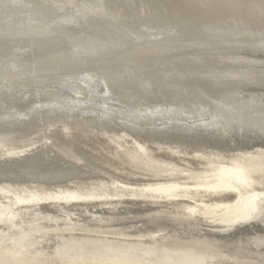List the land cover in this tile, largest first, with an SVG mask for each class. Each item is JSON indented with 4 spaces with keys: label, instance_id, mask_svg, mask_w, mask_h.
I'll list each match as a JSON object with an SVG mask.
<instances>
[{
    "label": "bare ground",
    "instance_id": "1",
    "mask_svg": "<svg viewBox=\"0 0 264 264\" xmlns=\"http://www.w3.org/2000/svg\"><path fill=\"white\" fill-rule=\"evenodd\" d=\"M78 91L89 92L91 100L75 101L72 93ZM104 100L109 103L102 107L100 103ZM82 115L87 117L84 119ZM99 134L114 140L103 138L106 143H101ZM7 137L28 146L40 142L48 145L51 141L71 160L103 176L115 174L142 184L164 175V166L179 151L187 155L181 159L187 168L193 166L191 169H202L206 174L217 171L216 181L194 186V190L209 193L213 201L233 203L224 206L228 222L234 226L223 233L205 227L207 223H197L198 206L177 202L174 208L172 201L181 194V188L190 189L189 182L185 185L179 180L180 184L147 183L141 190L140 184H134V188L138 185L141 191L138 194L136 189V198L141 195L146 199L151 195L160 201L163 199L162 204L127 200L120 208L113 209L107 208L109 203L101 200L105 208L80 214L92 226L116 224L131 233L157 228L168 231L167 238L161 239L159 235L160 239L144 242L140 238V241H127L123 235L102 239L98 235L93 237L96 233L93 236L59 233L58 229L65 227L63 221L69 217L62 218L63 213L57 208L91 203L94 195L66 190L64 192L68 193L54 195L49 203L43 204L38 201H43L44 196L34 193L26 199H16L15 204L27 210L20 218L23 223L41 222L37 224L39 227L26 224L31 227L25 228L22 223L20 226L14 207L1 212L0 223L16 221L15 225L22 228L19 234L33 236L32 239L42 234L41 245L34 248L37 253H45L44 256L50 255L53 259L121 260L100 264H126L124 261L130 260L196 264L190 256L192 250L198 249L202 251L199 255L203 260L199 261L201 256L196 258L197 264H264V208L260 213H252L258 204L264 205L260 197L264 194L248 191L252 193L248 198L237 196L241 189L248 190L264 182V174L260 175L255 168L249 169L248 164L264 157V0H0V141ZM48 137L51 140L46 142ZM128 138L144 157L138 161L132 159L135 163L132 168L129 166L130 172L114 159L117 153H114L113 143L116 140L125 143ZM36 149L25 148L23 155L20 156V152L12 159L15 162L29 160L39 152ZM207 156L227 158L231 165L224 163L214 169V161ZM237 162L240 164L232 165ZM54 170L53 176L60 178L63 173ZM188 176L186 178L191 175ZM253 178H256L255 184L250 182ZM206 187L208 189L199 190ZM3 191L4 187L0 188V193Z\"/></svg>",
    "mask_w": 264,
    "mask_h": 264
},
{
    "label": "rangeland",
    "instance_id": "2",
    "mask_svg": "<svg viewBox=\"0 0 264 264\" xmlns=\"http://www.w3.org/2000/svg\"><path fill=\"white\" fill-rule=\"evenodd\" d=\"M85 93H87L86 95L87 96H84V94ZM72 95L75 97V98H73V96H72V98L73 99H75V101L76 100H83L84 102H89L90 100H91V97H90V94H89V92H86V91H78V92H74V93H72ZM85 99V100H84ZM109 102L107 101V100H104L103 102H101L100 104H101V106L102 107H104V106H107V104H108ZM103 104V105H102ZM84 117V119H85V117H87V116H85V115H82V118ZM101 129V128H100ZM101 130H104V129H101ZM98 137H99V140H100V142L101 143H106V141H107V139H109L110 137H108V136H104V135H98ZM97 137V138H98ZM106 140V141H104V139ZM110 139H112V138H110ZM51 139L48 137V139L46 138L45 139V141L46 142H49ZM102 140H103V142H102ZM114 140V138L112 139V141ZM120 140V139H119ZM11 142H12V144H11ZM122 142V143H121ZM127 142V143H126ZM22 143H25V142H22ZM22 143H20V141H18V140H14V139H12L11 137H7V138H3V140H1L0 141V188H3L4 187V193L2 194V192L0 193L1 195V197H0V214H1V212H3V211H6L7 210V208H13L14 207V211H15V213H16V218H17V220H19L20 218H23V214H24V212H26L27 210L26 209H24V208H22V207H20V206H18L17 204H15L17 201H18V198H24V199H26L27 197H30L31 195H33L34 193H37V194H39L40 195V197H42L43 198V196H44V198H43V201H38V202H40V203H43V204H45V203H49V201H51V199H49V198H51V197H53L54 195H58V194H64V193H68V191L69 192H73V191H80V193H81V195H84V196H87V195H94V200L93 199H91L92 200V204L91 203H88V204H84V205H80V206H78V207H76V208H68V207H64V206H61V207H58L57 209H58V212L61 214V213H63V214H61L62 215V218H68L67 219V221H66V219L63 221L64 223H65V227L61 230V229H58L60 232L59 233H73L74 232V234H78V235H85V236H93L95 233V235L93 236V237H97V235L101 238L102 237V239H109V237L108 236H110V239H112V237H113V239H116V238H114V237H116V236H120V235H123V238H125L124 240H127V241H130V240H137L138 238H140V240L141 241H148V240H157V239H160V237H161V239H164V238H167L168 237V231L167 230H165V229H163V228H157V229H152V231H151V229L150 230H147V231H145V229H139L137 232H126V231H124L125 230V228H123V226H121V225H118L117 227H116V224H112V226L110 225V224H100V226L99 225H93L94 227H97V228H94L93 226H92V224H90V222H88L85 218H84V216H82V215H80V214H83V215H85L86 214V212H88V210H89V212L88 213H90V212H94L95 210L97 211V210H99V209H102V207L103 208H105V205L103 206V204H101V202L102 203H109V206L107 207V208H113V209H115V208H120L122 205H123V203H125L127 200V202H132V201H134V200H136V202H141V203H161L162 204V201L164 202V200L162 199V201H160L161 199L160 198H158V197H156L158 200L156 201V198H155V196H152L151 197V195L150 196H147L146 197V199L144 198H142V196L141 195H138V197L136 198V196H137V194H136V192L139 194L141 191V188L144 186H146V184L147 185H149V183H150V185H151V183H152V185L153 184H155V183H161V184H164V183H176V184H187L188 182V184H187V186L190 188V189H186V188H181V190H182V192H181V194H179L172 202L175 204L174 205V208H176L175 206L177 205L176 203L177 202H179L178 204L180 205V204H185V205H193V206H198L197 207V214L195 213V215L197 216V218H195L196 220H199L197 223L199 224V223H207V225H205V224H203V225H205V227L207 226V228H211L212 230H214V231H217L218 233L220 232V233H223V232H225L226 230H229L230 229V227L232 228V226H234V225H232L231 223H229L228 222V220H229V216L226 214V212H227V209H226V206H224V205H233V203H228V204H226V203H219L220 201H213L214 199H212L210 196H209V193H206L205 191H196V190H194V188H192V187H194V186H201V185H204V184H210V183H213L214 181H216L217 180V176H216V174H217V171H212V172H210V173H208V174H206L205 172V170H202V169H196V168H194V169H191V168H187V166H185V165H183L182 163H181V159H183V156L184 157H186L187 155L186 154H184V153H182V152H177V153H174V160L172 159V161H170V163L169 164H166L165 166H164V172H166V173H164V175L167 177H164V175H162L164 178H162V176H159L160 178V180L159 179H155V180H151V181H149V182H147V183H145V184H142V183H137L136 181H135V179L133 180V177L131 178L133 181H126V180H124V179H122L121 177H119L118 175V177L115 175V174H113V175H101L99 172H97V171H95L94 169L92 170V168H89V167H86V166H83V165H81V164H79V163H77V162H75V161H73V160H71L70 159V157L68 156V155H66V154H64V153H62V152H60V150H59V148L57 147V146H54L52 143H51V141L49 142L50 144H45V142H43L44 143V145H43V143H35V144H32V145H26V144H24V145H21ZM114 143V148H115V150H114V153L116 154L117 153V155H119V156H117V155H115L114 156V159L115 160H117L118 162L117 163H119L120 164V166H122V168H124V170H126V168H128L127 170H129V171H127L126 170V172H130L131 171V169H129V166H130V168H132L133 167V165H134V163H135V161H132V159L134 160H136L137 159V161H138V159H141V157L142 158H144L143 157V155H139L138 154V152H137V145H135L133 142H132V140L130 139V138H128V139H126V141H125V143L123 142V141H115V142H113ZM119 143V144H118ZM134 145H133V144ZM118 144V145H117ZM36 145H38L37 147H36ZM52 145V146H51ZM128 145V146H127ZM132 147H131V146ZM11 146V147H10ZM46 146V147H45ZM116 146V147H115ZM122 146V147H121ZM126 146H127V148H126ZM48 147V148H47ZM53 147V148H52ZM126 148V149H124L123 150V148ZM25 148H27L28 149V151H30V150H35L36 148H38V149H36L37 151H39L37 154H35L33 157H31L29 160H21V161H19L18 162V160L15 162V159H12V158H14L16 155L15 154H19L20 152V156L21 155H23L24 154V151L26 152L27 150H25ZM41 148V149H40ZM43 148V149H42ZM134 148V149H133ZM139 148V147H138ZM16 149H18V150H16ZM24 149V150H23ZM47 149H48V152H47ZM50 149V150H49ZM119 149V150H118ZM128 149V150H127ZM136 149V150H135ZM19 150H23V151H19ZM123 150V151H122ZM133 150H134V152H133ZM18 151V152H17ZM36 151V152H37ZM57 151V152H56ZM111 151V150H110ZM119 151H120V153H119ZM121 151H122V153L123 154H121ZM126 152V153H125ZM128 152V153H127ZM12 153V154H11ZM14 153V154H13ZM52 153V154H51ZM60 153V154H59ZM119 153V154H118ZM147 153H150V152H147ZM146 153V154H147ZM128 156H127V155ZM5 155H8V156H5ZM19 155H17V156H19ZM38 155V156H37ZM129 155H132V157L131 156H129ZM149 155V154H148ZM179 155H180V157H179ZM186 155V156H185ZM120 156H122V158H120ZM134 156V157H133ZM136 156V157H135ZM145 156V155H144ZM147 156V155H146ZM179 158H178V157ZM57 157V158H56ZM123 157H124V160H122L123 159ZM125 157L128 159V161H127V159H125ZM128 157H130V159L128 158ZM140 157V158H139ZM35 158H37L36 160H35ZM66 158V159H65ZM149 158V157H148ZM207 158L208 159H211L212 161H214V164H212V166L214 167V169L215 168H219V167H221L222 165H225V164H228V165H231L230 163H228L227 161H228V159L227 158H224V157H220V156H210V158L207 156ZM213 158V159H212ZM1 159H3V160H1ZM45 159H47V160H45ZM54 159H55V161H54ZM56 159H57V161H56ZM121 159V160H120ZM150 159V161H152V162H155L152 158H149ZM176 159V160H175ZM260 159V160H259ZM7 160H9V161H7ZM39 160V161H38ZM53 160V161H52ZM71 160V161H70ZM120 160V161H119ZM126 160V161H125ZM178 160V161H177ZM179 160H180V162H179ZM219 160V161H218ZM226 160V161H225ZM255 160V161H254ZM253 161H251V162H249L248 164H249V169H253L254 170V168L255 169H257V171L259 172V174L260 175H262V174H264V173H261V172H264V157H263V155L262 156H260V157H258L257 158V160H259V161H256V159H254ZM43 161V162H42ZM125 161V162H124ZM261 161V163H259ZM10 162V163H9ZM26 162V163H25ZM31 162H33V163H31ZM62 162H64V163H62ZM72 162V163H71ZM127 162V163H126ZM129 162H130V165H129ZM133 162V163H132ZM216 162V163H215ZM9 163V164H8ZM28 163V164H27ZM50 163H52V164H50ZM74 163V164H73ZM76 163V164H75ZM225 163V164H224ZM17 164H19V165H17ZM45 164H47V165H45ZM53 164L54 165H56V166H53ZM60 164V165H59ZM79 164V165H78ZM122 164V165H121ZM220 164V165H219ZM240 163L239 162H237V163H234V164H232V165H239ZM11 165H12V167H11ZM16 165H17V167H16ZM46 167H45V166ZM52 165V166H51ZM64 165V166H63ZM69 165H70V168H69ZM123 165H125V167H123ZM256 165V166H255ZM2 166V167H1ZM6 166H8V168L6 167ZM9 166H10V169H9ZM14 166L16 167V168H14ZM25 166V167H24ZM31 166V167H30ZM62 166V167H61ZM76 166V167H75ZM19 167H21V168H19ZM40 167H42V168H40ZM51 167V168H50ZM169 167V169H167ZM180 167V168H179ZM184 167V168H183ZM23 168H25V169H27V170H25V172L23 171L24 169ZM41 169V171H39L40 169ZM49 168V169H48ZM56 168V170H54ZM62 168V169H61ZM69 168V169H68ZM75 168H76V171H75ZM81 168L83 169V170H81ZM84 168H86V169H84ZM87 168H89V169H87ZM170 168H172L171 170H170ZM184 170H183V169ZM8 173H6L4 170ZM13 169V170H12ZM18 169V170H17ZM31 169H32V171H31ZM45 169H47V170H45ZM60 169V170H59ZM78 169V170H77ZM90 169H91V171H90ZM166 169H167V171H166ZM174 169H175V171H174ZM182 169V170H181ZM189 169V170H188ZM260 169V170H259ZM8 170V171H7ZM28 170H30L29 172H30V174L27 172ZM38 170V171H37ZM43 170V171H42ZM52 170H54L55 172L57 171H59L58 172V174H61V173H63L61 176H60V178H57V177H54L53 176V171ZM71 171V173H70V171ZM80 170V171H79ZM197 170V171H196ZM217 170V169H216ZM33 171H34V173H33ZM35 171H37V172H35ZM45 171H47L48 173H49V175H48V173L47 172H45ZM52 172V173H50V172ZM61 171H63V172H61ZM76 173H75V172ZM77 171H78V173H77ZM172 171V172H171ZM191 171V172H190ZM198 171H200V172H198ZM17 172V173H16ZM21 172V173H20ZM32 172V173H31ZM66 172V173H65ZM84 172H86V174L84 173ZM89 172V173H88ZM27 173V174H26ZM42 173V174H41ZM45 175H44V174ZM88 173V174H87ZM92 173H94L93 175H92ZM99 173V174H98ZM3 174V175H2ZM9 174H10V176H9ZM14 174V175H13ZM18 174V175H17ZM25 174V175H24ZM38 174V175H37ZM67 174H69V175H67ZM78 174V175H77ZM96 174H97V176H96ZM173 174V175H172ZM191 176H190V175ZM193 174V175H192ZM214 174V175H213ZM258 174V175H259ZM15 175H17V177L15 176ZM20 175H22V176H20ZM24 175V176H23ZM26 175H27V177H26ZM51 175V176H50ZM74 175V176H73ZM77 175V176H76ZM90 175V176H89ZM100 175V176H99ZM190 177H189V176ZM209 175V176H208ZM38 176V177H37ZM43 176H46L44 179H43ZM76 176V178H74L73 179V177H75ZM85 176V178L83 179V177ZM183 176H185V177H183ZM189 177V178H186V177ZM193 176V177H192ZM199 176H201L200 178H199ZM26 177V178H25ZM30 177H32V178H34V179H30L29 180V178ZM36 177V178H35ZM51 177V178H50ZM64 177V178H63ZM94 177H95V179H94ZM108 177H109V180H108ZM110 177H112V178H110ZM177 177V178H176ZM178 177H179V179H178ZM195 177V178H194ZM198 177V178H197ZM20 178H22V179H20ZM24 178V179H23ZM39 178H41V179H39ZM55 178V179H54ZM78 178H80V179H78ZM87 178H91L90 179V181H88L89 179H87ZM103 178H105V180L103 179ZM115 178V179H114ZM171 178V179H170ZM175 178H176V180H175ZM182 178H184V179H182ZM15 179V180H14ZM26 179V180H25ZM28 179V180H27ZM37 179H38V181H40V182H37ZM60 179V180H59ZM72 179V180H71ZM83 179V181L81 182V180ZM87 179V180H86ZM98 179V180H97ZM168 179V180H167ZM174 179V181H172ZM14 180V181H13ZM19 180H21L20 182H19ZM46 180H48L49 182H47ZM58 180H59V182H58ZM101 180V181H100ZM113 182H112V181ZM123 180V181H122ZM164 180H165V182H164ZM178 180H179V182H178ZM183 182H182V181ZM196 180V181H195ZM198 180V181H197ZM24 181V182H23ZM28 181H29V183H28ZM32 181V182H31ZM52 181V182H51ZM54 181V182H53ZM93 181V182H92ZM97 181H98V184H97ZM104 181V182H103ZM119 181V183H117ZM121 181V182H120ZM155 181V182H154ZM194 181V182H193ZM200 181V182H199ZM17 182V183H16ZM26 182V183H25ZM37 182V183H36ZM42 182V183H41ZM55 182H56V184H59V185H56L55 184ZM58 182V183H57ZM71 182V183H70ZM130 182V183H129ZM136 182V183H135ZM163 182V183H162ZM178 182V183H177ZM186 182V183H185ZM250 182H252L253 184H255L257 181H256V178H253V179H251V181ZM2 183H4V184H2ZM11 183H13V184H11ZM44 183V184H43ZM48 183V184H47ZM53 185H52V184ZM81 183V184H80ZM84 183V184H83ZM88 183V184H87ZM90 183V184H89ZM92 183H93V185H92ZM111 185H110V184ZM117 183V184H116ZM123 183V184H122ZM157 183V184H158ZM159 183V184H160ZM192 183V184H191ZM193 183H194V185H193ZM197 183V184H196ZM263 184H255V186L253 185V186H251V187H249L250 188V190H249V188H248V190L246 189V188H243V189H241V191L240 192H238V194L239 195H237L238 197L239 196H243V197H246V198H248V197H250L251 195H252V193L251 194H249V192L250 191H252V192H254V193H263L264 194V182H262ZM2 184V185H1ZM9 186H8V185ZM21 184V185H20ZM27 184V185H26ZM38 184V185H37ZM40 184V185H39ZM47 184V185H46ZM49 184H51V185H49ZM68 184V185H67ZM71 184V185H70ZM78 186H77V185ZM100 184V185H99ZM107 184V185H106ZM124 184H127L126 186L124 185ZM129 184H131L132 185V187H131V185H129ZM134 184H140V186H138L139 188H140V190L138 189V187L136 188H134ZM4 185V186H3ZM15 185H16V187H15ZM44 185H45V187H44ZM73 185H75V187L73 186ZM81 185V186H80ZM91 187H90V186ZM262 185V186H261ZM2 186V187H1ZM7 186V187H6ZM30 186V187H29ZM36 186V187H35ZM48 186H49V188H48ZM54 186H55V188H54ZM82 188V190H81V188ZM118 186V187H117ZM128 186V187H127ZM257 186H259V187H257ZM18 187L20 188V189H18ZM26 187V188H25ZM32 187V188H31ZM80 188V190H79V188ZM104 187V188H103ZM125 187H127V188H125ZM129 187H130V189H129ZM169 187H171V186H169ZM208 187V186H207ZM204 188V189H202V188H200L199 190H206V189H208V188ZM253 187V188H252ZM5 188H7V189H5ZM13 188V190H11ZM25 188V189H24ZM28 188H29V190L30 191H28ZM50 188H52V189H50ZM106 188V189H105ZM132 188H134V190L132 189ZM105 189V190H104ZM109 189V190H108ZM121 189V190H120ZM136 189L137 190H139V191H136ZM254 189V190H253ZM259 189V190H258ZM46 190V191H45ZM56 190V191H55ZM66 190H68L67 192H64V191H66ZM72 190V191H71ZM89 192H88V191ZM114 190H116V191H114ZM127 190V191H126ZM192 191L191 193L192 194H189V195H186L185 193H183L184 191ZM244 192H243V191ZM24 191V192H23ZM62 191V192H61ZM96 191V192H95ZM98 191V192H97ZM105 191H106V195H105ZM123 191V192H122ZM136 191V192H135ZM249 191V192H248ZM9 192V193H8ZM31 192V193H30ZM45 192V193H44ZM46 192H48V194L46 193ZM84 192V193H83ZM87 192V193H86ZM122 193V195H123V197H124V199L122 198V195H121V193ZM201 192V193H200ZM44 193V194H43ZM128 193V194H127ZM131 193V194H130ZM193 193H194V195H193ZM200 195H199V194ZM205 193V194H204ZM243 193V194H242ZM15 196H14V195ZM53 194V195H52ZM101 194H103L104 196H102L101 197ZM246 194V195H245ZM11 195V196H10ZM108 195V196H107ZM113 195H116V196H113ZM182 197H181V196ZM197 195H199V196H197ZM203 195V196H202ZM204 195H206L207 196V198H206V196L204 197ZM254 195V194H253ZM48 196V197H47ZM117 196H118V198H117ZM129 196V197H128ZM133 196H135V197H133ZM140 196V197H139ZM16 197V198H15ZM47 197V198H46ZM103 197H105V199L103 198ZM108 197H109V199H108ZM111 197L113 198V197H115L116 199H111ZM126 197V198H125ZM131 197V198H130ZM185 197V198H184ZM189 197V198H188ZM194 197V198H193ZM202 197V198H201ZM210 199H209V198ZM260 197H262L263 199H264V195H262V196H260ZM5 201V203H3L4 201L2 200V199ZM14 198V199H13ZM101 198H103V199H101ZM119 198H121V199H119ZM136 198V199H135ZM140 198V199H139ZM154 198V199H153ZM191 198H192V200H191ZM196 198V199H195ZM198 198H199V200H198ZM201 198V199H200ZM207 200H206V199ZM11 202H9L8 200ZM12 199V200H11ZM16 199H17V201H16ZM47 201H46V200ZM98 201H97V200ZM126 199V200H125ZM143 199V200H142ZM177 199V200H176ZM180 199V200H179ZM185 201H184V200ZM205 199V200H204ZM102 200V201H101ZM118 200H120L119 202H118ZM130 200V201H129ZM132 200V201H131ZM148 200V201H147ZM179 200V201H178ZM187 200V201H186ZM196 200V201H195ZM201 200V201H200ZM212 202H211V201ZM45 201V202H44ZM100 202L99 204L97 203V202ZM105 201V202H104ZM114 201V202H113ZM124 201V202H123ZM150 201V202H149ZM174 201H176V202H174ZM189 201V202H188ZM192 203H191V202ZM195 201V202H194ZM9 202V203H8ZM182 202V203H181ZM199 202V203H198ZM205 202V203H204ZM206 202H207V204H206ZM25 204V203H27V202H22L21 204ZM117 203H119V205H117ZM146 203V204H147ZM190 203V204H189ZM210 203H212V204H210ZM2 204V205H1ZM97 204V205H96ZM101 204V205H100ZM214 204V205H213ZM8 207H7V206ZM96 205V206H95ZM190 205V206H191ZM218 205V206H217ZM88 206H89V208H88ZM200 206V207H199ZM201 206H202V208H201ZM204 206V207H203ZM4 209H3V208ZM96 207V208H95ZM101 207V208H100ZM18 208V209H17ZM81 208V209H80ZM84 208V209H83ZM199 208H201V209H199ZM264 208V205H259L258 204V207H257V209H255V210H253L252 211V213L254 212V213H260L261 211H262V209ZM3 209V210H2ZM64 209H65V211H64ZM77 211H76V210ZM93 209V210H92ZM204 209V210H203ZM26 210V211H25ZM182 210H184V209H182ZM223 210V211H222ZM61 211H63V212H61ZM72 211H73V214H72ZM84 211H86V212H84ZM220 211V212H219ZM66 212H68V213H66ZM218 212V213H217ZM224 212V213H223ZM65 213V214H64ZM71 213V214H70ZM223 213V214H222ZM67 214V215H66ZM70 214V215H69ZM77 214V215H76ZM79 214V215H78ZM74 215V216H73ZM235 214H233V216H234ZM18 216H20V217H18ZM66 216V217H65ZM71 216V217H70ZM76 216V217H75ZM79 216V217H78ZM82 218H81V217ZM195 216V217H196ZM202 216V217H201ZM75 217V218H74ZM201 217V218H200ZM204 218V219H203ZM72 219V220H71ZM205 219H208V220H206L205 221ZM69 220H71V221H69ZM77 221V222H79V224L77 223V222H74V221ZM253 220V219H252ZM19 221H21L20 222V226H21V223H22V225L24 224V226H22V227H25L26 228V226H35L36 228L37 227H39V225H41V222H36L35 224H33L34 222H28V223H23L22 222V219H20ZM81 221H82V224H81ZM204 221V222H203ZM67 222H70V223H67ZM83 222H84V224H83ZM245 222H247V221H245ZM72 223V224H71ZM210 223V224H209ZM8 224V225H7ZM16 224V221L15 222H13V224L12 223H0V239H2L0 242H2L3 243V245H2V243H0L1 244V246H0V263H1V261H2V263L1 264H23L24 262L26 263L27 261V264H86V263H88V264H100L101 262H103V261H108V260H100V262H99V260H97V259H88V258H86V260H85V258H68V259H58V258H56V259H53V258H51V256L50 255H47V256H49V257H47V256H44L45 255V253H37V250H35L36 248L38 249V245H39V243H40V245H41V242L43 241V238H41L40 236L42 235V234H37L38 236H34V239H32L33 238V236H30V235H23L22 234V236L19 234V231L21 232L22 230V228L20 227V226H16L15 225ZM26 224H30V225H26ZM37 224H39L38 226H37ZM89 224V225H88ZM16 226V227H13V226ZM69 225V226H68ZM72 225H74V226H72ZM92 227H91V226ZM103 226V228H102V226ZM224 225V226H223ZM12 226V227H11ZM30 226V227H31ZM66 226H68V227H66ZM76 226V227H75ZM84 226H86V227H84ZM88 226V227H87ZM99 226V227H98ZM112 228H111V227ZM120 226L122 227V228H120ZM2 227V228H1ZM34 227V228H35ZM72 227V228H71ZM83 227V228H82ZM116 229H115V228ZM218 227V228H217ZM70 228V229H69ZM75 228V229H74ZM77 228V229H76ZM88 228V229H87ZM16 229V230H15ZM83 229V230H82ZM92 229V230H91ZM94 229V230H93ZM100 229V230H99ZM107 229H108V231H107ZM111 229V230H110ZM124 229V230H123ZM161 231H160V230ZM2 230V231H1ZM58 230H57V232H58ZM78 230V231H77ZM79 230H81V231H79ZM84 230H87V231H84ZM102 230H104V231H102ZM164 230V231H163ZM5 231V232H4ZM15 231H17L16 233H15ZM72 231V232H71ZM92 231V232H91ZM101 231V232H100ZM113 231V232H112ZM150 231H151V233H150ZM10 232V233H9ZM11 232H13V233H15L14 235L11 233ZM87 232H88V234H87ZM100 234H99V233ZM110 232V233H109ZM157 232H159V234L157 233ZM163 232H165V233H163ZM83 233V234H82ZM90 233V234H89ZM98 233V234H97ZM107 234L106 236L105 235H103V234ZM108 233H109V235H108ZM121 233V234H120ZM149 233V234H148ZM155 233V234H154ZM168 235H167V234ZM93 234V235H92ZM103 236H102V235ZM111 234V235H110ZM118 234V235H117ZM146 234V235H145ZM114 235V236H113ZM116 235V236H115ZM138 235V236H137ZM149 235H154V237H151V236H149ZM155 235H157V236H155ZM159 235H160V237H159ZM26 238H25V237ZM135 236H136V238H135ZM144 236V237H143ZM148 236V237H147ZM166 236V237H165ZM2 237H4V238H2ZM6 237V238H5ZM13 237V238H12ZM98 237V238H99ZM105 237V238H104ZM122 237V236H121ZM128 237V239H126ZM133 238V239H131V238ZM10 238V239H9ZM25 239V240H23V239ZM39 238V239H38ZM3 239H4V241H3ZM8 239V240H7ZM29 239V240H28ZM145 239V240H144ZM13 240V241H12ZM17 240H18V243H17ZM39 240V241H38ZM40 240H41V242H40ZM139 240V239H138ZM139 240V241H140ZM12 241V242H11ZM20 241V242H19ZM21 241H22V243H21ZM11 242V243H10ZM25 242V243H24ZM7 244V245H6ZM18 244V245H17ZM23 244H24V246H23ZM28 244V245H27ZM10 245V246H9ZM15 245H17V246H15ZM25 245H26V247H25ZM39 245V246H40ZM13 246V247H12ZM30 246V247H29ZM33 246V247H32ZM37 246V247H36ZM5 247V248H4ZM9 247V248H8ZM13 249H12V248ZM15 247V248H14ZM19 247V248H18ZM27 248V251L29 252V253H27V251H26V249L25 248ZM32 247V248H31ZM4 248V249H3ZM23 248V249H22ZM31 250H30V249ZM35 248V249H34ZM2 249V250H1ZM9 249H11V250H9ZM19 251V250H21V253H20V251L18 252L17 250ZM29 249V250H28ZM17 252H16V251ZM4 251V252H3ZM11 251V252H10ZM13 251V252H12ZM25 252V253H23V252ZM34 251V252H33ZM14 252H15V254H14ZM31 252H33V253H31ZM36 252V253H35ZM200 252H202L201 250H192V256H190L191 257V259L193 260V263H195V262H197L198 263V258L201 256V255H199V253ZM4 255H3V254ZM21 255H20V254ZM22 253H23V255H24V257H23V255H22ZM27 254H29V255H27ZM33 254V255H32ZM38 254V255H37ZM9 255V256H8ZM13 255V256H12ZM35 255V256H34ZM37 255V256H36ZM43 255V256H42ZM10 256H12V257H10ZM33 256V257H32ZM198 256V257H197ZM10 257V258H9ZM17 257V258H16ZM19 257V258H18ZM43 259H42V258ZM47 257V258H46ZM35 258V259H34ZM38 258H39V260H38ZM49 258V259H48ZM197 258V259H196ZM203 257L201 256L200 258H199V261L200 260H203L202 259ZM6 259L7 261H8V259H9V262H7L6 260L4 261V260ZM12 259H14V260H12ZM24 259H26V260H24ZM30 259V260H29ZM32 259V260H31ZM51 259H53V261L51 260ZM72 259V260H71ZM78 259V260H77ZM82 259V260H81ZM195 259V260H194ZM17 260V261H16ZM19 260H20V262H19ZM24 260V261H23ZM37 260V261H36ZM41 260V262H39ZM43 260V261H42ZM45 260V261H44ZM55 260H57L56 262H55ZM66 260V261H65ZM76 260V261H75ZM94 260H96V261H94ZM11 261V262H10ZM23 261V262H22ZM29 261H32V263L31 262H29ZM47 261V262H46ZM62 261V262H61ZM65 261V262H64ZM74 261V262H73ZM84 263H83V262ZM87 261H89V262H87ZM112 260H110V261H108V262H111ZM115 261V263H119V262H121V260H119V259H114L113 261H112V263ZM137 260H130L129 262L127 261H124L126 264H130V262H131V264H155L154 262H145V261H139L138 260V262H136ZM18 262V263H17ZM55 262V263H54ZM61 262V263H60ZM76 262H78V263H76ZM86 262V263H85ZM133 262V263H132ZM136 262V263H135ZM140 262V263H139ZM24 263V264H25ZM196 263V264H197Z\"/></svg>",
    "mask_w": 264,
    "mask_h": 264
}]
</instances>
